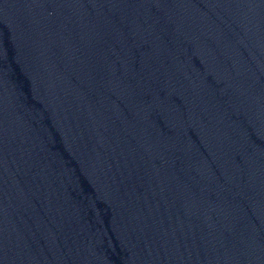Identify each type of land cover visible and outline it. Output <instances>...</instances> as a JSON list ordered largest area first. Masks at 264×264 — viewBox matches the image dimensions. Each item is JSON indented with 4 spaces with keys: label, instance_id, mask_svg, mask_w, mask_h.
<instances>
[{
    "label": "water",
    "instance_id": "water-1",
    "mask_svg": "<svg viewBox=\"0 0 264 264\" xmlns=\"http://www.w3.org/2000/svg\"><path fill=\"white\" fill-rule=\"evenodd\" d=\"M0 264H264V0H0Z\"/></svg>",
    "mask_w": 264,
    "mask_h": 264
}]
</instances>
